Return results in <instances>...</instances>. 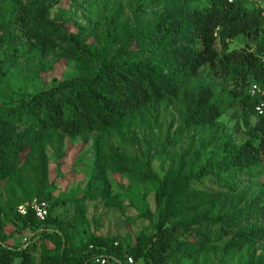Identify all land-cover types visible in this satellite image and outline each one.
Returning <instances> with one entry per match:
<instances>
[{
	"label": "trees",
	"instance_id": "trees-1",
	"mask_svg": "<svg viewBox=\"0 0 264 264\" xmlns=\"http://www.w3.org/2000/svg\"><path fill=\"white\" fill-rule=\"evenodd\" d=\"M56 1H0V80L30 43L49 51L60 48L65 57L82 64L70 78L0 106V181L10 179L20 191V198L11 191L4 201L0 195V264H93L96 252L121 260L131 256L135 264H180L183 259L205 264L208 249L218 240H223L222 256L240 254L244 264H264V180H253L264 169V116L253 113L256 99L248 92L252 83L264 86V14L245 0H171L167 13L137 25L130 38L120 40L108 39L104 31H66L62 21L48 16ZM142 1L163 5L168 0ZM90 36L100 47L96 55L84 50ZM237 36L251 41L253 49H229ZM55 61L29 70L39 75ZM206 68L211 76L230 79L232 87L216 90L200 82ZM236 105L246 127L241 142L227 133L223 122L224 113ZM168 106L180 118L178 133L198 130L203 135L190 140L173 163L191 164L210 148L203 164L160 178L151 167V155L137 174L123 157L111 156L109 169L130 173L140 182H157L154 232L130 246L117 235L92 233L73 256L66 246L65 223L53 215L65 201L52 199L51 189L44 192V140L73 136L86 143L89 135L105 134L118 125L154 123ZM96 168L90 182L93 192L103 196L108 191L104 168L100 163ZM24 171L33 180L32 193L22 191ZM207 176L222 180L226 190L192 187V181ZM23 199L47 202L46 218L20 216L16 206ZM8 222L37 237L38 260L35 244L5 242ZM50 236L58 239L55 251L41 241Z\"/></svg>",
	"mask_w": 264,
	"mask_h": 264
},
{
	"label": "rangeland",
	"instance_id": "rangeland-1",
	"mask_svg": "<svg viewBox=\"0 0 264 264\" xmlns=\"http://www.w3.org/2000/svg\"><path fill=\"white\" fill-rule=\"evenodd\" d=\"M3 1V0H0ZM26 1V0H25ZM171 0L163 5L149 4L142 0H57L48 11L49 18H57L64 23L66 31L76 33L78 30L86 34L91 31L106 33L108 39L130 38L139 24L159 17L171 8ZM118 44L117 46L121 45ZM87 54L96 55L100 51L93 37L85 43ZM253 43L243 36H237L228 43L229 49L249 47ZM219 48V45H216ZM55 59L53 68L35 75L29 68L42 61ZM15 63V62H14ZM17 64L8 66L6 75L0 80V106L13 105L20 97L50 88L63 79L70 78L82 66L76 59L65 57L62 50H43L30 43L18 55ZM206 68L200 82L213 85L216 90L232 87L230 79L207 74ZM239 105L223 115L227 133L237 142L246 138V127L238 110ZM180 118L171 106L163 108L154 123L144 122L141 125H118L105 134H91L86 143L80 137L55 136L44 140L47 158V186L44 192L51 189L52 199H63L65 202L54 209L53 215L65 223L68 233L67 247L73 256L79 255L80 246L88 240L92 233L111 238L121 237L124 243L132 245L135 239L154 232L157 209L154 201L156 181L140 182L132 174L116 172L110 167L111 156L123 157L137 174L145 168L147 156L151 155L153 171L163 178L172 175L181 168L197 170L204 162V154L191 164L173 163L174 158L185 151L190 140L203 137L198 130H184L178 133ZM202 139V138H201ZM104 168V176L108 191L103 196L93 192L91 176L97 172L96 164ZM22 191L33 192V180L24 171L21 175ZM254 181L264 180V169L256 172ZM244 183L247 179L243 180ZM196 189L225 191L222 180L207 176L203 180L192 181ZM11 191L20 198V191L14 188L10 179L0 181V195L3 201L6 193ZM34 197V195L29 196ZM27 200V199H23ZM29 230H21L14 224H5V242L11 246L22 245L23 238L28 246H36L35 260H38L40 245L35 235ZM47 247L55 251L58 239L50 236L41 239ZM223 240L214 242L208 249L205 264H244L240 254L224 257L221 254ZM192 260L183 259L180 264H190ZM136 264H143L138 260ZM168 264V263H166Z\"/></svg>",
	"mask_w": 264,
	"mask_h": 264
},
{
	"label": "built area",
	"instance_id": "built-area-1",
	"mask_svg": "<svg viewBox=\"0 0 264 264\" xmlns=\"http://www.w3.org/2000/svg\"><path fill=\"white\" fill-rule=\"evenodd\" d=\"M232 2L233 0H228ZM247 3L253 5L258 10L264 14V0H245ZM249 95L256 99V102L253 105V113L258 116H264V86L259 84L252 83L248 89ZM16 212L20 216H26L29 213H32L37 220H44L48 214V204L45 201L32 199L19 203L16 206ZM27 238H23L22 247L26 246ZM115 245L117 242L114 243ZM0 245H3L0 242ZM90 248L93 246L90 245ZM91 262L93 264H135L131 256H127L125 259L121 260L120 258L105 254L102 252L93 253Z\"/></svg>",
	"mask_w": 264,
	"mask_h": 264
}]
</instances>
